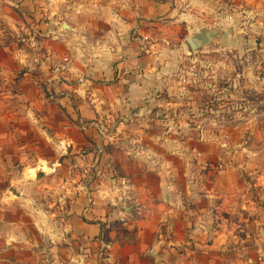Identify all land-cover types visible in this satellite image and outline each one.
<instances>
[{"label":"crops","instance_id":"crops-1","mask_svg":"<svg viewBox=\"0 0 264 264\" xmlns=\"http://www.w3.org/2000/svg\"><path fill=\"white\" fill-rule=\"evenodd\" d=\"M235 2L247 9L236 45L245 19L251 44L264 43V0ZM210 5L0 0V184L73 174L63 205L14 220L0 206V264H264V120L244 96L264 93L254 56L264 49H235L233 76L224 64L223 96L243 110L207 129L197 121L211 82L177 80L179 50L161 43L183 29L187 51L190 38L204 45L193 18ZM41 140L55 158L37 156L31 176H18Z\"/></svg>","mask_w":264,"mask_h":264},{"label":"rangeland","instance_id":"rangeland-1","mask_svg":"<svg viewBox=\"0 0 264 264\" xmlns=\"http://www.w3.org/2000/svg\"><path fill=\"white\" fill-rule=\"evenodd\" d=\"M241 10L246 11L247 9L244 8V6H240V3L236 4L235 0H211L210 11L206 13L208 15L205 16L203 22H200V20H198V14L194 12V33L202 36L204 38L202 40L205 41L204 45L200 46L195 51H187L188 45L186 43L185 36L188 35V33H185L183 29H180L176 35H174V33L171 34L170 32H167V40L161 42L165 48L179 50V55L177 57V66L179 67L180 72L178 73L177 80H190V83H187V86L190 87L193 83L194 85L198 84L199 86H201V88L203 86L205 87V82H211V85L209 87L210 92H208V87H205V90L209 95V99L206 101L204 106H209L208 104L211 103V100L214 98H219L223 101V95L226 91L223 92L221 90L224 82L221 77V69H223L222 67L224 66V64H227L232 70L231 75L234 73L233 67H235L238 60H240V58L235 55V49H248L254 47H256L258 50L264 49L263 41H261L260 44L256 41L255 44H251V41L253 42L255 38L251 37L249 34V32H251L249 29L250 20L246 19L242 20L244 22V26H246L245 30L241 33L242 39H239V44L236 45L235 21L237 20V22H240ZM224 24L227 29L226 34L222 31V28H224ZM207 35H209L210 39L206 37ZM255 50L256 49H254V51ZM262 54L264 53L261 52V54L259 55L258 52H255L254 55L256 56L255 60L257 59L259 61L261 67L260 69H257L260 77H264V57H261ZM231 80L232 79H230V81ZM244 96L246 97V99L252 100L255 104H259V106L257 107V111L260 116L263 115L261 118L264 120V93L260 92L251 94L250 91H246L244 93ZM201 97L202 99L205 98L204 95H202ZM230 100L232 103L231 105L233 106V112L234 114L236 113L232 116L230 121L222 123L217 119H205L204 114L201 113V116H199V120H195L198 122L197 125L199 124L200 127L206 126L207 129H217L222 127V125H224L225 123L234 122L236 120L235 116H238L237 109H235L234 107L239 103H236L234 99L230 98ZM248 104L252 105L250 102ZM253 108L254 107L252 105V109ZM261 139H263L264 141V138L262 137L258 138L257 140L259 141ZM262 149L264 150V143ZM37 156H40L41 159H43L42 157H45L49 160H53V158H55V153L49 147H47V143L41 140L40 148L38 149V151H30V166H26L27 168L24 169L22 168V165H19L17 175H22L24 177L31 176L30 174H28L30 172L29 169H31V167L35 165L36 161L38 160ZM262 156H264V154H262ZM72 176V171L69 169H54L53 171L44 169V172L39 170L35 174V177H33L32 179L33 183H30L29 185H27L25 182L20 184H9L8 181H4L2 184H0V195L2 193L4 199L1 201L0 206L2 207L4 212L11 210L10 214L6 215V218H10L12 220L17 219L18 211L22 208L27 209L29 207V210L35 207L53 209L58 207L59 204L63 205V196H65V192L66 200H68L70 194L73 193V191L70 189V185L72 183L70 178ZM65 181H67V185L65 184ZM59 197L62 200H60ZM22 198L29 200L23 201ZM23 219L24 222H26L25 220H27V218L23 217ZM29 225V235L36 236V234L32 230L31 221ZM43 243L45 244L44 241Z\"/></svg>","mask_w":264,"mask_h":264},{"label":"built area","instance_id":"built-area-1","mask_svg":"<svg viewBox=\"0 0 264 264\" xmlns=\"http://www.w3.org/2000/svg\"><path fill=\"white\" fill-rule=\"evenodd\" d=\"M209 88L210 85H207ZM178 97L182 98L184 97V91L180 90L178 93ZM231 100L229 97L223 96V101L221 99L214 98L211 100V103H209V106H204L202 113L204 114V118H212L217 119L219 122H226L230 121L232 116L234 114L233 106L231 105ZM231 105V106H230ZM237 109V114L239 113V110L241 109V106L237 104L235 107ZM231 116V117H230ZM200 128V125H197ZM173 130L172 126H167L165 135H168ZM202 131V129H199ZM99 132L102 133V130L99 129ZM208 137L205 136V134L201 133L199 136L200 141H206Z\"/></svg>","mask_w":264,"mask_h":264},{"label":"water","instance_id":"water-1","mask_svg":"<svg viewBox=\"0 0 264 264\" xmlns=\"http://www.w3.org/2000/svg\"><path fill=\"white\" fill-rule=\"evenodd\" d=\"M189 45L191 50L195 51L197 48H199L202 45V41L197 38H190L188 39Z\"/></svg>","mask_w":264,"mask_h":264}]
</instances>
